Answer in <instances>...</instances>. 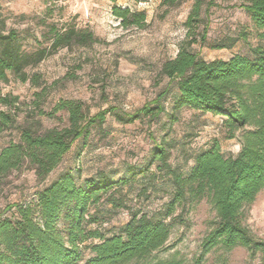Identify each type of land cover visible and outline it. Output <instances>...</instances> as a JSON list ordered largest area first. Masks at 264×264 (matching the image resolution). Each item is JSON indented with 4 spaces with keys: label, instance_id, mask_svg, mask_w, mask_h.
I'll return each mask as SVG.
<instances>
[{
    "label": "rangeland",
    "instance_id": "obj_1",
    "mask_svg": "<svg viewBox=\"0 0 264 264\" xmlns=\"http://www.w3.org/2000/svg\"><path fill=\"white\" fill-rule=\"evenodd\" d=\"M161 0H115V4L131 10H143V28H121L110 12L111 0H0V18L7 28L17 31L25 52L49 45L52 28L62 30L67 25L92 32L96 41L87 46L59 48L43 60L26 69L36 74L38 85L20 82L9 77L0 82V96L16 97L12 110L14 123L0 131V148L19 139V128L28 126L37 133L67 125L65 111H53L60 100L81 102L87 115L113 108L120 114H130L152 102L158 95L167 113L176 89L167 87L168 79L159 73L161 64L173 58L184 39V22L193 0H181L175 7L162 6ZM241 0H203L200 10L202 22L196 29L197 42L191 50L210 61L227 59L231 55L248 54L259 43L258 30L248 13L239 7ZM210 3V4H209ZM205 33L204 42H200ZM166 91V93H162ZM40 93L39 96L36 94ZM0 111L8 108L0 104ZM172 120L167 114L158 118L141 117L132 123H120L112 112L105 114L100 124L91 125L82 138L75 140L59 165L43 182H39L31 166L23 163L0 181V214L4 208L22 200H29L37 189L70 171L78 183L89 176H104L117 180L124 176L128 165L143 167L155 141L172 140L169 163L186 174L192 155L216 139L225 155H235L240 148L244 130H229L219 115L182 108ZM150 176L114 192L122 201L113 213L108 194L89 208L95 219L88 228H97L105 235L116 233L129 218L130 211L161 216L173 194L170 177L156 165L149 167ZM14 208L1 217L10 216ZM215 219L214 211L205 199L184 200L174 204L166 217L169 235L164 246L146 260L130 264H153L159 260L175 259L179 264H193L200 251V241ZM243 222L258 239L264 240V192L244 208ZM87 245V243L85 244ZM84 257L88 249L82 250ZM203 264H260L246 250L235 247L229 252L213 251L204 257Z\"/></svg>",
    "mask_w": 264,
    "mask_h": 264
},
{
    "label": "trees",
    "instance_id": "obj_2",
    "mask_svg": "<svg viewBox=\"0 0 264 264\" xmlns=\"http://www.w3.org/2000/svg\"><path fill=\"white\" fill-rule=\"evenodd\" d=\"M111 15L121 28H143L146 14L131 10L111 0ZM181 0H161L162 6L175 7ZM203 0H193L184 22L186 33L173 58L165 60L159 73L168 79L167 87L176 89L167 113L160 102V94L130 114H120L107 108L87 115L81 102L60 100L53 111H65L67 125L37 133L28 126L19 128V139L0 148V181L23 163H28L39 182H43L63 157L72 143L82 138L88 128L100 124L105 114L112 112L120 123H132L146 117L158 118L174 114L182 108L219 115L229 130L248 128L240 138L235 155H225L218 140L195 151L186 174L169 163L172 140L155 141L146 164L141 168L128 165L124 176L109 180L104 176H89L78 183L70 171L37 189L29 200L6 206L0 214V264H130L146 260L162 248L169 235L165 222L174 204L186 197L205 199L214 211L212 226L200 241V251L193 264H203L205 255L235 247L246 250L253 259L257 254L264 264V240L256 238L243 222L244 208L259 191L264 192V0H241L239 7L249 15L259 31V43L249 48L248 54H233L227 59L206 61L191 50L197 42L196 29L202 22L200 10ZM210 4V3H209ZM205 33L199 41L204 42ZM96 41L92 32L67 25L62 30L52 28L49 45L25 52L16 30L7 28L0 18V82L9 77L20 82L38 85L36 74L26 71L59 48L87 46ZM166 93V91L162 92ZM37 96L40 93L36 94ZM0 104L8 111H0V131L14 123L12 110L16 97L0 96ZM164 170L173 185L171 200L161 216L130 211L129 218L116 233L105 235L97 228H88L95 221L89 208L108 194L111 211L124 207L114 192L150 176L151 165ZM14 208L10 216L1 217ZM87 243V245H85ZM86 248L89 255L84 257ZM153 264H179L175 259L159 260Z\"/></svg>",
    "mask_w": 264,
    "mask_h": 264
}]
</instances>
